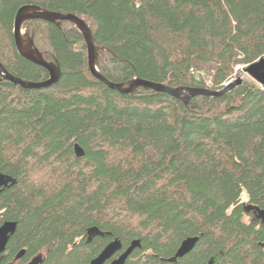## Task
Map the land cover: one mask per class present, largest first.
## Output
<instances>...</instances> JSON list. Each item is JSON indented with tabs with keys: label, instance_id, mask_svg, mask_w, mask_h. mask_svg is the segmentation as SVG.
I'll return each instance as SVG.
<instances>
[{
	"label": "trees",
	"instance_id": "16d2710c",
	"mask_svg": "<svg viewBox=\"0 0 264 264\" xmlns=\"http://www.w3.org/2000/svg\"><path fill=\"white\" fill-rule=\"evenodd\" d=\"M29 6L84 20L113 84L221 92L264 58V0H0V62L30 83L50 73L15 43ZM23 31L61 75L26 89L0 73V173L15 182L0 187V226L18 223L0 264H90L116 238L141 241L125 264H264V224L244 210L264 209V86L243 78L188 102L125 94L92 74L73 23ZM92 227L105 236L88 242ZM189 237L194 249L168 262Z\"/></svg>",
	"mask_w": 264,
	"mask_h": 264
},
{
	"label": "water",
	"instance_id": "95a60500",
	"mask_svg": "<svg viewBox=\"0 0 264 264\" xmlns=\"http://www.w3.org/2000/svg\"><path fill=\"white\" fill-rule=\"evenodd\" d=\"M30 19H44L52 23L60 24L61 21H68L73 23L80 33L83 35L85 42L88 48V60H89V67L92 74L97 77L98 79L102 80L103 82L107 83L111 88L118 90L125 94H130L137 90L138 88H147L153 91H164L168 92L171 95L175 96L176 98H182L184 101L188 102L191 98L200 96V95H207L211 97H217L226 93L229 90L234 89L238 84H240L243 80V76L246 74L248 75L253 81H255L260 86H264V58L253 63L246 67L243 70L241 76L237 79H233L230 85H227L223 91H212V90H200V89H189V88H177L172 89L165 87L163 85L154 84L146 81H139L135 80L128 84H113L104 77L101 76L99 71V51L100 48L97 47L93 34L89 29L87 23L75 15H60L51 12H45L37 7H24L22 8L15 21L14 27V36H15V43L18 49V52L26 59L32 61L35 64H38L45 69H47L50 73V79L45 82L40 83H30L23 81L21 79H17L11 75H9L6 70L4 69L3 65L0 62V73L5 76L8 81H11L15 84L21 85L26 89H41V88H48L53 84L57 83L61 72L60 68L52 63L48 62L45 59V56L40 50L36 47L34 39L29 34L23 31V25L26 21ZM75 153L78 157L84 155L83 149L76 144L75 145ZM9 183L14 184L15 182L9 176L3 175L0 173V187L8 186ZM244 210L247 214L252 213L256 220H261L264 224V209H261L258 206H254L251 204H244ZM18 223L13 221L4 222L0 226V259L4 255L7 250V246L10 242L12 236L15 235L17 231ZM88 242H91L95 237H104L105 234L100 231L97 227H92L88 230ZM199 241V237H189L184 240L180 247L178 248L175 255L167 260L168 262H176L178 259L183 258L187 254H189L196 244ZM141 248V241L135 240L133 241L130 246L123 250V244L120 239L116 238L110 243H108L102 252L95 257L90 264H125L129 257L134 253L136 249ZM25 250H22L18 255L16 260H20L25 255ZM117 254H120L118 257ZM43 261V256L39 255L30 261L28 264H41ZM209 264H212L210 262Z\"/></svg>",
	"mask_w": 264,
	"mask_h": 264
},
{
	"label": "rangeland",
	"instance_id": "374dc122",
	"mask_svg": "<svg viewBox=\"0 0 264 264\" xmlns=\"http://www.w3.org/2000/svg\"><path fill=\"white\" fill-rule=\"evenodd\" d=\"M243 78H246V79H247V78H250V77H249L248 75L245 74V75L243 76ZM250 79H251V78H250ZM232 81H233V80H232ZM232 81H231L229 84H227V85H230V84L232 83ZM247 201H248V197L246 196V194H244V195L242 196V202H245V203H246ZM246 220H247V221H250V218H246ZM119 255H120V254H117L116 257H118Z\"/></svg>",
	"mask_w": 264,
	"mask_h": 264
},
{
	"label": "flooded vegetation",
	"instance_id": "af4514ba",
	"mask_svg": "<svg viewBox=\"0 0 264 264\" xmlns=\"http://www.w3.org/2000/svg\"><path fill=\"white\" fill-rule=\"evenodd\" d=\"M262 222V221H261ZM108 264V263H107Z\"/></svg>",
	"mask_w": 264,
	"mask_h": 264
}]
</instances>
